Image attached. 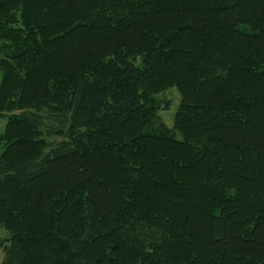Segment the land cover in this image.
I'll return each mask as SVG.
<instances>
[{
	"label": "trees",
	"instance_id": "1",
	"mask_svg": "<svg viewBox=\"0 0 264 264\" xmlns=\"http://www.w3.org/2000/svg\"><path fill=\"white\" fill-rule=\"evenodd\" d=\"M0 77L2 264H264V0H0Z\"/></svg>",
	"mask_w": 264,
	"mask_h": 264
},
{
	"label": "rangeland",
	"instance_id": "2",
	"mask_svg": "<svg viewBox=\"0 0 264 264\" xmlns=\"http://www.w3.org/2000/svg\"><path fill=\"white\" fill-rule=\"evenodd\" d=\"M1 79V77H0ZM157 99L161 102V110L159 111V120L163 122L167 128L170 130L174 129L175 116L179 109L181 103V96L177 88H170L157 96ZM7 124V119L0 118V136L4 133ZM179 139V134L176 135ZM58 138H48V141H58ZM3 148L0 146V154ZM10 239V233L5 229L0 227V264H2L4 258V248L8 246Z\"/></svg>",
	"mask_w": 264,
	"mask_h": 264
}]
</instances>
